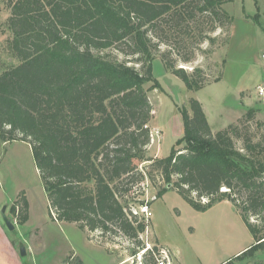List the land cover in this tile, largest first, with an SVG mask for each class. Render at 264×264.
Instances as JSON below:
<instances>
[{
	"label": "trees",
	"instance_id": "16d2710c",
	"mask_svg": "<svg viewBox=\"0 0 264 264\" xmlns=\"http://www.w3.org/2000/svg\"><path fill=\"white\" fill-rule=\"evenodd\" d=\"M230 1L7 0L4 48L17 63L0 74V142L31 146L51 219L76 224L111 254L126 237L137 255L147 224L121 197L137 190L138 162L149 161L145 173L155 186L162 181L157 197L173 189L199 211L225 199L240 209L254 243L221 264L264 251V123L254 109L214 132L202 102L190 98L181 108L183 136L167 156H146L153 106L144 84L153 80V61L188 90L208 85L205 67L182 64L205 43L213 52L217 30L230 31ZM10 212L28 221L24 192ZM158 250L145 251L142 263L156 264ZM69 259L64 264H83Z\"/></svg>",
	"mask_w": 264,
	"mask_h": 264
},
{
	"label": "rangeland",
	"instance_id": "374dc122",
	"mask_svg": "<svg viewBox=\"0 0 264 264\" xmlns=\"http://www.w3.org/2000/svg\"><path fill=\"white\" fill-rule=\"evenodd\" d=\"M224 7L234 17L230 31L227 27L217 30L214 35L218 41L213 52L208 51L210 46L205 43L192 63L182 64L187 69L205 67L211 80L208 85L197 91L188 90L160 58L153 61V80L144 84L153 106L149 122L152 141L146 149L147 158L167 156L183 136L181 108L189 107V99L193 97L203 103L214 132L237 122L249 109H254L256 119L264 123V95L258 89L264 82V0H233ZM10 12L7 0H0V74L5 67L17 63L4 48L5 40L11 35L6 25ZM228 36L231 41L222 44ZM224 58L227 59L224 77L213 82L222 70ZM148 163L138 162L144 174L142 183L136 186L137 190L134 187V191L121 197L132 211H138L143 201L149 204L152 216L150 219L142 216L147 224L141 234L145 246L149 243L153 248L156 245L158 249H168L175 264H221L254 243L240 209L228 199L199 211L176 190L169 189L157 197L162 181L157 186L152 183L144 171ZM0 183L7 198L16 200L24 192L29 202L31 218L25 225L15 230L6 225L12 236L18 237V231L24 234L31 247L28 255H17L20 264H64L71 255H76L83 264H110V253L90 241L76 224L51 219L47 194L28 143L0 142ZM132 247L128 238L119 237L111 250L118 259L126 261L124 264H141L143 253L131 255ZM235 263L264 264V251Z\"/></svg>",
	"mask_w": 264,
	"mask_h": 264
},
{
	"label": "crops",
	"instance_id": "0c3cea01",
	"mask_svg": "<svg viewBox=\"0 0 264 264\" xmlns=\"http://www.w3.org/2000/svg\"><path fill=\"white\" fill-rule=\"evenodd\" d=\"M204 110H205L206 115L208 117L209 115H208L205 108H204ZM0 185H1V183H0ZM12 200H14V199L7 198V194L4 191V188L1 186L0 187V264H20L17 260V255L21 254V252H20L21 243L24 244V246L26 248V255H28L30 252H32L31 247L29 246L28 241H27V239L23 233H22L23 235H21V233L17 230L18 231L17 232L18 237H16V235L12 236L6 230V224H5L4 218H3L4 208H6V210H5L6 215L11 219L12 223L14 224V230L21 228V226H24L31 218V216H30L28 221L24 225L19 224L17 222L16 218L10 212V206H11ZM63 223H66V222H63ZM109 255L111 256L110 264H124V263H126V261L118 259L116 256H114L111 253ZM179 262H180V260H179Z\"/></svg>",
	"mask_w": 264,
	"mask_h": 264
},
{
	"label": "built area",
	"instance_id": "2783aa9c",
	"mask_svg": "<svg viewBox=\"0 0 264 264\" xmlns=\"http://www.w3.org/2000/svg\"><path fill=\"white\" fill-rule=\"evenodd\" d=\"M258 89H259V93L261 95H264V82L259 85ZM139 208L140 209L138 211L135 210L134 212L141 216H145L146 219H150V217L152 216V211L149 207V204L148 203L141 204ZM147 250H153V247L149 243H147V246L141 252L144 253ZM154 255L156 258V264H175L173 262L171 252L166 248H161V249L159 248L157 252H154ZM139 256H140L139 258L142 257L141 255Z\"/></svg>",
	"mask_w": 264,
	"mask_h": 264
},
{
	"label": "water",
	"instance_id": "95a60500",
	"mask_svg": "<svg viewBox=\"0 0 264 264\" xmlns=\"http://www.w3.org/2000/svg\"><path fill=\"white\" fill-rule=\"evenodd\" d=\"M5 210H6V208H4V211H3L4 221H5L6 225L8 226V228L13 230L14 224L12 223L11 219L6 215ZM20 252H21V255H23V256L26 255V248H25L24 244H22V243L20 245Z\"/></svg>",
	"mask_w": 264,
	"mask_h": 264
}]
</instances>
